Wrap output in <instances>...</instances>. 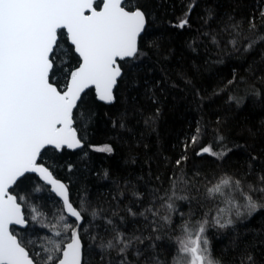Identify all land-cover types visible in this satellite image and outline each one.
<instances>
[{"label":"trees","instance_id":"obj_1","mask_svg":"<svg viewBox=\"0 0 264 264\" xmlns=\"http://www.w3.org/2000/svg\"><path fill=\"white\" fill-rule=\"evenodd\" d=\"M124 7L141 9L147 22L137 57L119 61L122 75L114 100L103 103L92 89L86 90L72 115L83 146L59 151L46 147L39 156L67 185L70 201L85 217L79 229L85 264H121L125 256L128 264H150L153 257L174 264L177 241L185 238L181 226L188 223L194 232L205 219L213 259L240 264L251 255L252 264H264V207L249 216L238 191L228 186L213 196L206 191L221 177H231L264 205V192L258 191L264 188V41L245 51L251 40L264 36V0H124ZM184 19L187 23L180 27ZM230 25H237L235 31ZM63 33L59 71L51 80L60 90L66 70L79 64ZM233 39L235 45L229 42ZM193 136L198 137L195 143ZM105 146L112 151L99 150ZM205 146L225 155H197ZM10 191L26 197L18 202L28 221L25 229L12 227V232L30 252H40L52 233L29 220V208H38L45 223H56L62 204L34 174H25ZM173 192L188 199L168 201ZM229 200L245 214L237 217ZM166 202L175 211L161 207ZM149 208L170 215L171 224L154 217ZM219 209H225L221 222L232 219V225H215ZM154 220L160 225L156 231ZM118 233L142 242L134 240L123 254L122 244L101 247L115 243ZM29 240L35 243L27 245Z\"/></svg>","mask_w":264,"mask_h":264},{"label":"snow or ice","instance_id":"obj_2","mask_svg":"<svg viewBox=\"0 0 264 264\" xmlns=\"http://www.w3.org/2000/svg\"><path fill=\"white\" fill-rule=\"evenodd\" d=\"M102 5L100 7L96 0H0V264H85L79 231L84 226L82 221L85 217L70 201L67 186L53 179L49 169L37 163V156L48 145L55 149L79 147L80 140L72 127V115L81 93L89 85H95L100 100L112 101L113 87L122 75L117 58L124 60L138 55V36L146 25L144 12L139 8L126 10L122 6L123 0H102ZM86 10L90 14L86 15ZM186 23V19L181 20L179 26L183 27ZM229 27L235 31L237 25ZM250 27L255 28L256 25L251 24ZM64 29L67 41L78 54L79 66L66 70L65 90H59L50 81L59 71L56 59ZM213 40L215 42V37ZM260 41H264V36L251 40L245 51ZM229 42L233 45L237 43L235 39ZM229 99L241 103V99L236 97ZM199 131L198 128L197 133ZM197 139V136L192 138L194 143ZM99 150L111 152L112 148L105 146ZM204 153L217 158L225 155L224 152L213 151L212 146L201 148L197 155ZM176 163L179 165L181 161ZM26 173H38L45 184L51 185V192L62 201L56 223H45L43 213L36 207L32 208L31 220L52 233L44 238L41 251L34 253L30 252L22 238L9 230L10 225L25 226L28 223L18 202L26 201V197L9 195V187ZM261 181L264 182V177ZM226 186L243 196L246 201L243 208L247 215L251 216L258 208L264 207L243 191L241 181L231 177H221L206 191L208 196H213L222 193ZM249 189L257 191L251 185ZM34 191H39V188ZM258 191L264 192V188ZM174 198L188 199L186 196L176 197L173 192L167 200ZM228 203L236 209L237 217L245 214L235 200ZM161 207L166 208L168 213L175 211L172 202H166ZM146 211L171 224L170 215L160 216L159 211H152L151 208ZM224 212L225 209H219L217 217L213 218L220 228L233 224L232 219L221 222ZM91 215L95 219L98 213L94 210ZM69 218H74L72 223L68 222ZM153 223V230H158L160 225L155 220ZM108 224L112 221L108 220ZM207 224L208 220H203L194 232L188 223L181 226L185 238L177 241L174 264H181V261L183 264H220L219 260L213 259L210 243L204 235ZM134 240L141 241V238L125 239L123 234L118 233L115 243L110 241L101 247L113 248L122 244L119 252L123 254ZM34 243L27 241V245ZM151 247L154 249L155 245ZM252 261V256L248 255L246 259H241L240 264H252ZM121 264H128L126 256ZM150 264L163 262L153 257Z\"/></svg>","mask_w":264,"mask_h":264},{"label":"water","instance_id":"obj_3","mask_svg":"<svg viewBox=\"0 0 264 264\" xmlns=\"http://www.w3.org/2000/svg\"><path fill=\"white\" fill-rule=\"evenodd\" d=\"M97 1V0H96ZM101 1V3H100V7H102L103 5H102V0H100ZM122 6H124V0H123V5ZM126 8V7H125ZM135 9V8H134ZM97 10H99V8H97ZM126 10H130V9H127L126 8ZM131 10H133V9H131ZM85 14L86 15H88V14H90L87 10H86V12H85ZM146 17V16H145ZM147 22V21H146ZM145 27H146V25H145ZM64 32H65V34H66V37H67V32H66V29H64L63 30ZM143 33V32H142ZM141 33V34H142ZM141 34L138 36V41H139V37L141 36ZM69 42V44H70V41H68ZM73 47V50H74V46H72ZM77 56H78V54H76ZM125 59H132V58H125ZM124 59V60H125ZM119 61H121L119 58H117V65L120 67V65H119ZM78 66H79V64H78ZM77 66V67H78ZM76 68V67H75ZM121 68V67H120ZM121 71H122V69H121ZM120 77H118L117 78V81H118V79H119ZM51 82V81H50ZM117 84V83H116ZM116 84L114 85V87H113V90H112V95H113V100H114V88H115V86H116ZM54 86H56L55 84H54ZM57 87V86H56ZM58 88V87H57ZM59 89V88H58ZM88 89H92L93 90V92H94V94H95V96H96V99L98 100V101H101V102H103V103H106V104H108V103H111L112 101H110V102H108V101H103V100H100L99 99V97H98V95H97V93H96V88H95V85H89L88 86V88H86V89H84V91L81 93V96L83 95V93L86 91V90H88ZM60 90V89H59ZM62 90H65V87L62 89ZM80 100V99H79ZM79 100H78V102H79ZM76 108V107H75ZM74 108V109H75ZM73 109V110H74ZM72 127H73V129L75 130V132H76V136H77V139H79L80 140V138L78 137V133H77V131H76V129H75V127H74V121H73V118H72ZM83 146V142L80 140V146L79 147H76V148H68V147H66V146H62L60 149H55L54 148V146H51V145H48V146H45V148L46 147H51V148H54L55 150H57V151H59V150H61L62 148H66V149H68V150H76V149H80L81 147ZM43 149H41V151H42ZM41 153V152H40ZM39 156H40V154L37 156V163L39 164V165H42V166H44V167H46L44 164H42L41 162H39ZM47 168V167H46ZM50 171V170H49ZM51 172V171H50ZM52 173V172H51ZM26 174H34L37 178H38V180L42 183V184H44L45 186H47L48 187V189H49V191L51 192V185L50 184H45V182L43 181V180H41L40 179V177H39V174L38 173H26ZM52 177H53V179H55V180H58V181H60L61 183H63V184H65L62 180H60V179H58V178H56L53 174H52ZM66 185V184H65ZM14 185H11L10 187H9V195H14L10 190H11V188L13 187ZM67 186V185H66ZM67 190H68V188H67ZM54 196H55V193H53V192H51ZM68 195H69V192H68ZM15 196V195H14ZM56 197V196H55ZM59 201H60V198L59 197H56ZM70 199V198H69ZM60 203L62 204V201H60ZM74 206V205H73ZM75 207V206H74ZM22 212H23V208H22ZM24 214V213H23ZM70 219H72V220H74V218H70ZM27 225H28V223H27ZM27 225H25V226H21V225H10L9 226V230L10 231H12V227H15V228H18V229H25L26 227H27ZM13 233V232H12ZM14 234V233H13ZM15 235V234H14Z\"/></svg>","mask_w":264,"mask_h":264},{"label":"rangeland","instance_id":"obj_4","mask_svg":"<svg viewBox=\"0 0 264 264\" xmlns=\"http://www.w3.org/2000/svg\"><path fill=\"white\" fill-rule=\"evenodd\" d=\"M99 148H100V147H98V149H99ZM101 149H102V148H101ZM32 208H33V207L29 208V215H28L29 220H31ZM43 219H45V217H44Z\"/></svg>","mask_w":264,"mask_h":264}]
</instances>
